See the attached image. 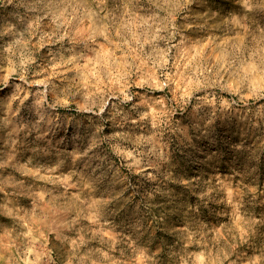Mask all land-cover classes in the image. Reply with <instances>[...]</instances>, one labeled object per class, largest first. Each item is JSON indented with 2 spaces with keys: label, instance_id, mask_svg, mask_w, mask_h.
Instances as JSON below:
<instances>
[{
  "label": "rangeland",
  "instance_id": "rangeland-1",
  "mask_svg": "<svg viewBox=\"0 0 264 264\" xmlns=\"http://www.w3.org/2000/svg\"><path fill=\"white\" fill-rule=\"evenodd\" d=\"M0 264H264V0H0Z\"/></svg>",
  "mask_w": 264,
  "mask_h": 264
}]
</instances>
